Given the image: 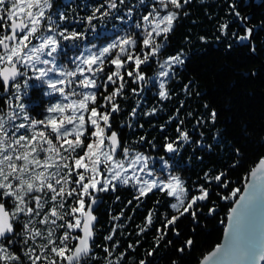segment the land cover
Here are the masks:
<instances>
[{
  "label": "snow or ice",
  "instance_id": "6c2138e0",
  "mask_svg": "<svg viewBox=\"0 0 264 264\" xmlns=\"http://www.w3.org/2000/svg\"><path fill=\"white\" fill-rule=\"evenodd\" d=\"M120 3L122 4L123 0H120ZM140 3H144V0H140ZM189 3L191 0H183V3L181 0H154L151 5L152 11L141 18L145 23L135 25L138 29L144 28L141 40L143 59L133 51L137 41L125 36L99 48L95 54L81 61L88 66L86 70L92 74L91 76L79 81H66L53 79V75L76 77L77 73L83 75L85 69L78 65L75 70L65 72L62 66L57 65L56 56L53 55L60 47V40L57 37L65 41H84L88 39V32L75 30L69 32L67 27L58 32L54 31L60 28L58 21H65L67 17L63 12L58 14V20L53 18L57 15L56 13L46 16V10L53 7L52 0H0V29L4 30L0 33V48L3 49V52H0V65H4L0 67V87L3 89L0 99L4 101L5 108L9 109L4 111L0 108L2 113L0 114V264H38L41 260L48 261V264H64L65 261L67 264H89L95 255L92 222L96 217L92 215V206L97 204V197L94 193L107 192L110 186L111 190L115 191L117 185L114 181H118L121 185H128L130 180H135L137 184H141L137 200L153 189L166 191L169 197L176 198L177 202L171 203L170 207L179 212V216L166 218L164 230H157V247L159 240L167 235L169 225L172 226L174 234L179 235L175 224L180 216L190 213L195 221L196 209L193 206L208 200L210 195L208 189L201 185L197 189L200 194L189 198L188 190L184 188L183 181L177 176H170L166 181L152 180L141 183L135 171L131 176L127 175L129 168L136 169L141 162L145 163L146 168L148 157L137 153L134 158L127 161L118 158H127L129 151L122 147L117 133L111 131L109 123L112 113L120 111L119 105L114 101L116 97L122 95L124 89L121 69L128 63L134 64L133 71L125 68L127 76L132 77L135 74L136 80L143 81L145 78L140 72V65L156 58L164 46L156 41V37L163 35L166 41L167 34L173 29V22L181 15L179 11L172 9H182ZM104 7V4H101L96 8L93 15L86 18V23L92 25L93 19L109 15V11L117 8V4L115 0H111L108 8L101 12ZM230 7L231 14L244 27L243 35L233 32L232 36L238 43L255 53L256 48L251 43L255 28L248 26L249 17L241 16L235 4ZM160 9L166 10L163 15ZM96 12L100 13V17L95 15ZM130 14L131 9H129V16ZM183 15H187V12H183ZM117 19L123 21L124 18L118 16ZM228 27L227 23L222 24L221 33L227 35ZM91 31L95 33V25H92ZM38 32L41 33L40 36L36 35ZM45 32L50 34L45 35ZM33 39L40 40V43L32 44ZM95 39H102L101 34L96 33ZM29 45L32 46L29 47ZM91 47L96 48L95 42H92ZM231 47L229 44V48ZM145 48L148 51H144ZM87 50L91 51V49ZM114 50H118L116 56L108 59V63L115 66V71L105 73L106 79L98 84L96 73L104 72L105 59L111 57ZM121 55L126 56V59L122 60ZM183 55L181 52L160 63L162 71L159 72V76L169 77L170 70L175 65H183L185 63ZM44 56L51 59L42 58ZM37 64L50 65V67H37ZM18 65L20 67H17ZM28 70L33 73L32 77L28 76ZM172 75L175 73L173 72ZM18 77L23 80L25 89L23 92ZM29 79L46 83L52 93H59L63 100H67L69 96L80 98L70 103L57 102L50 105L46 112L53 115L41 120L33 119L25 111V104L15 105V109L19 111L12 107V100L19 102L27 95V88L31 86L28 84ZM72 83H78L84 89L91 88L99 91L103 88L104 92L107 91L109 84H118V86L114 87L108 95L100 93L104 103L99 107L107 109L104 113H100L96 106L89 109V104L96 105L97 91L78 93L72 89L66 92V88L62 85ZM159 87L164 89V83H160ZM187 87L186 85L185 91ZM159 95L163 98L168 97L167 91H161ZM66 110H70L71 114L65 115ZM83 113H89L87 122ZM132 115H135V110ZM216 117L217 113L213 110L209 119L215 123ZM17 120L26 121V123L17 124ZM101 121L103 127H101ZM86 123L90 124L91 131H88ZM69 125L72 127H68ZM22 129L25 132L31 129V132L28 135L24 133L17 135ZM86 132L87 135H85ZM109 132L110 135H108ZM177 132L178 140L166 145L168 153L178 151L174 143L180 140L189 141L187 132H181L179 128ZM73 135L74 139H68ZM105 139L108 144H105ZM84 140L89 142L85 144ZM117 148L121 149L119 154ZM77 149H80L82 154L73 155ZM65 152L68 153L67 156L63 155ZM235 152L237 155L240 154L239 149H235ZM69 158L74 162L73 164L68 163ZM101 164L105 166L104 173L100 171ZM145 168H140V171H145ZM62 170H66L63 175ZM73 172L77 179H71ZM105 173L107 176L101 181L99 177ZM250 176L254 183L248 185L250 191L247 196H240L237 199L240 189L236 188L230 192V195L221 197L224 200L236 201V207L230 210V232L226 234L230 238L227 244L217 245L214 251L203 258L201 264H228L229 261L233 264H264V243L257 240L253 223L257 198L264 194V158H261L258 165L251 170ZM86 177L87 183L84 182ZM221 177L225 179L222 180ZM204 179L206 183L210 184L214 180L218 186L228 187L226 173H220L214 177L205 173ZM85 196L89 199L87 212L84 211ZM66 197L73 198L72 204H69L67 209H65ZM185 200H188L186 206ZM181 208L183 211H180ZM214 211V208L210 209V213ZM66 217L72 219H66ZM119 218V216L114 217L116 220ZM245 219L248 221L246 230L243 226ZM57 221H63V223L58 224ZM38 224L46 227L42 229L36 226ZM151 224L152 214L150 213L146 217V227ZM146 227L141 228L140 231H146ZM58 229H65V231L57 236ZM77 229L82 232V235H73ZM114 232L115 229L113 234ZM38 238L42 243L37 245ZM105 239L112 240V235ZM69 241H76L72 248L68 247ZM168 243L171 244V241ZM192 244L193 241L188 239L177 251L183 253L186 249H190ZM13 246L18 247L19 251H13ZM37 247L41 249V255H36ZM129 247L133 245L130 244ZM105 251L107 252L108 249L105 248ZM43 253H53L59 260H48V256ZM140 264L144 262L141 261ZM173 264L177 262L173 261Z\"/></svg>",
  "mask_w": 264,
  "mask_h": 264
},
{
  "label": "trees",
  "instance_id": "16d2710c",
  "mask_svg": "<svg viewBox=\"0 0 264 264\" xmlns=\"http://www.w3.org/2000/svg\"><path fill=\"white\" fill-rule=\"evenodd\" d=\"M103 1L52 0L56 7L53 13L57 14L53 18L58 20L60 12L67 17L57 31L67 27L69 32H86L92 25L101 30L120 23L117 17H125L137 2L123 0L121 4L118 0L120 7L107 17L93 19L92 25H88L86 18L92 16L94 10L104 4ZM232 4L241 16L249 17L248 26L255 28L251 40L255 53L232 36L233 32L244 34V27L231 14ZM179 12L181 15L174 21L167 40L163 36L159 39L164 45L158 54L160 58L182 52L185 59L167 84L168 97L162 99L143 89L142 85L124 78L123 93L114 101L120 111L112 113L109 123L124 148L167 159L173 169L180 172L192 195H198L197 189L203 185L210 193L209 198L194 206L195 221L190 213L180 216L175 224L178 236L169 225L167 235L159 240L157 247V230H164L166 218L179 216V212L170 207L173 199L166 191L153 190L138 200L139 193L128 185H117L115 191L99 192L97 199L102 203L95 212V255L89 264H140L141 261L144 264H173V261L177 264H199L220 245L227 217L235 202L221 197L239 188L238 198L251 170L264 158V0L253 3L251 0H191ZM225 23L229 25L227 35L220 31V26ZM156 71L155 59L140 66L145 77ZM112 91L110 87L108 93ZM102 101L99 97L98 102ZM3 105L4 102H0L1 108ZM133 110L135 115H132ZM213 110L217 113L215 123L209 119ZM177 128L188 133L189 141L174 143L178 151L168 153L166 145L178 140ZM235 149H239V155ZM205 173L210 177L226 173L228 187H220L214 180L206 183ZM66 200L65 209L72 204L73 198L66 197ZM213 208L215 211L210 213ZM150 213L152 224L146 227V217ZM117 216L120 218L114 219ZM145 227L146 231L141 232L140 229ZM109 235H112V240L105 239ZM188 239L193 241L191 248L178 252L177 249L183 247ZM36 243L38 245L42 241L38 238ZM130 244L133 247L130 248ZM12 250L19 251L15 246ZM41 254L37 247L36 255Z\"/></svg>",
  "mask_w": 264,
  "mask_h": 264
},
{
  "label": "rangeland",
  "instance_id": "374dc122",
  "mask_svg": "<svg viewBox=\"0 0 264 264\" xmlns=\"http://www.w3.org/2000/svg\"><path fill=\"white\" fill-rule=\"evenodd\" d=\"M110 2H111V0H104L103 1L105 7L101 9V12L105 11L108 8V4ZM115 2L117 4V7H120L121 4L119 3V1L115 0ZM153 2H154V0H144V3H140V0H137V2L135 3L134 8H131L130 16H129V11H128L127 13H125L126 16L123 17L124 18L123 21H121L120 23H117V24L114 23L113 25H111L109 27H103V29H101V30L95 29V33H93L91 31V28L89 30V27H88L87 30H86L88 32V39L87 40L75 41L74 42V41H65L62 38L57 37V39L60 40V47L58 48V52L53 54L54 56H56L57 65L58 66H62V70H64L65 72L73 71L79 65L80 67L85 69V72H84L83 75H80L79 73H77L76 77H70V76L61 77L58 74H55V75H53V79H64L66 81H69V80H71V81H79V80L85 79L86 77L91 76L92 74L86 70L88 66L82 64L81 61L83 59H85L87 56H89L91 54H95L99 48L107 45L108 43H111V42H114V41H116V40H118L120 38H123L125 36L130 37L132 39H135L137 41L136 47H135V49L133 51L135 52V54H139L141 56V59H143V55L141 53V47H142L141 40H142V37L144 35V28L141 27V28L138 29V28L135 27V25H136V23H141V24L145 23V22L142 21L141 18H142L143 15H147V13L149 11H152L151 5L153 4ZM181 3H183L182 0H181ZM169 8H171V6H169ZM54 9L56 10L55 6H53L51 9H47L46 13H45L46 16L49 15V14H52L54 12ZM112 10L114 11V9H111L109 11V15H110V12ZM172 10L173 11H179L180 9L179 10L172 9ZM160 11H161V15H163L166 10L160 9ZM120 12L121 11H119L117 13H120ZM112 13L114 14V12H112ZM96 14H99V16H100V13L96 12ZM109 15H106V17L109 16ZM55 18H56V16H55ZM58 23L60 24V26H62V24H63L62 21H58ZM173 26H174V22H173ZM42 30H43V26H42ZM54 31H57V29H54ZM96 33L101 34L102 39H99V40L95 39V34ZM40 34L41 33L38 32L36 35L40 36ZM48 34H50V33L45 32V35H48ZM162 36L163 35H161L160 37H156V41L158 43H161L159 41V39ZM88 40L90 42H88ZM92 42H95L96 48H92L91 47ZM39 43H40V40H38V39H33L32 40V44L38 45ZM66 45H68V46H66ZM31 46L32 45H29V47H31ZM87 49H91V51H88ZM117 51L118 50H114L113 53H112V56L105 59L104 72L103 73H96L97 83L98 84L102 83L106 79L105 73H110V72L115 71V66L114 65H110L108 63V59L115 58ZM144 51H148V49L145 48ZM42 58L51 59L50 57H46V56H44ZM121 59L125 60L126 56L121 55ZM153 59H155V62H157V71L155 72V74H153L152 76H149V77H145V75L143 74V76L145 78L143 81L136 80L135 79V75L132 76V77H128L127 76V74L125 72V68L128 71H132V67H134V64H132V63L126 64L125 67L121 69V74L123 75L124 78L131 79L133 84H138L139 86L142 85L143 89H146L147 91H151V92L155 93L158 97L164 99L163 97H161L159 95V93L161 91H167L166 87H167V84H168L169 80L172 77V73L175 71L176 68H178V67H180L182 65H175L170 70V76L169 77H161V76H159V72L162 71V69L160 68V63H163L164 60H166L167 58H160L159 55H158L156 58H153ZM150 63H151V59L146 64H150ZM143 65H145V64H141L140 66H143ZM36 66L37 67H45V68L50 67V65H39V64H37ZM93 67H95V66H93ZM164 70H166V69H164ZM28 76L29 77L33 76V73L31 72V70H28ZM20 82H21V85H22L21 86V91L23 92L25 90L24 87H23V80H20ZM118 83H119V81H118ZM160 83H164V85H165L164 89H161L159 87ZM28 84L31 85V86L27 88V95L24 96L22 98V100L19 101V102L15 101V100H12V107H13V109H15V105L17 103H23V104L26 105L25 111L27 112L28 111L27 104L34 102L33 105H35V106H34L33 110H35V111L39 110L40 114L42 115V117H37V118H35L36 117L35 115H34L35 117H31V118L36 119V120L45 119L46 116L53 115L52 113L46 112V109L50 105H53V104H55L57 102L70 103L72 100H76V99L80 98L79 96H69L67 100H63V98L60 96L59 93H52V90L47 87L46 83L38 82V81H35L34 79H29L28 80ZM37 84H39V86H37ZM62 86L66 88V92L71 91L72 89H75V91L78 92V93H80V92H89V91H97L96 89H91V88L84 89V88L80 87L78 85V83H72L70 85L66 84V85H62ZM109 86L114 88V87L118 86V84L117 85L109 84ZM109 86H108L106 92H104L103 88H101L99 91H97V102H96V105L89 104V109L91 107H93V106H96L98 108V112H100V113H104L105 111H107V109L99 107V105L103 104L104 101L99 103L98 102V98L99 97L102 98V96L100 95V93H101L100 91H102L103 93H106L104 95H108L109 94L108 93L109 92V88H110ZM41 97H43V101L46 104V108L38 107V104H39L38 100H40ZM36 98H39V99L37 100ZM102 100H103V98H102ZM0 108H1V106H0ZM2 109H4V111H9V109L5 108L4 105L2 106ZM15 110L19 111V109H15ZM30 113H31V115L33 114V112H30ZM0 114H2V113H0ZM70 114H71V111L70 110H66L65 115H70ZM83 114H84L85 120L87 122L88 121V117H89V113H83ZM29 116H30V114H29ZM21 122H25L26 123V121H22V120H17L16 121L17 124L21 123ZM85 126L88 128V131H91L90 124L86 123ZM68 127H72V126L69 125ZM101 127H103V122L102 121H101ZM30 132H31V129H29L28 132H25V130L22 129V130H20V133H17V135H19L21 133H24V134L28 135V134H30ZM87 134L88 133L86 132L85 135H87ZM68 139H74V135L68 137ZM81 139H84V137H81ZM90 139H94V138H90ZM88 142H89V140H84L85 144H87ZM105 144H107V139H105ZM77 153L82 154L80 149H77L76 153H73V155H76ZM136 154L137 153L129 151V156L127 158H124V157H118V158H123V159H125L127 161V159L134 158V156ZM140 154H142L143 156L148 157V160H147V163H146V168H145V163L141 162L140 164L137 165L136 169L129 168V170L127 172V175L131 176L133 171H135V175L140 178V182L141 183H143L144 181L151 182L152 180H156L157 182H159L160 180H165L166 181L167 179L170 178V176H177V177H179L181 179V181H183L184 188L187 189V187L185 185V180L182 178V175L180 174V172H178V171L173 169V166L170 164V162L167 159L162 158V157L149 156V155H147L144 152H142ZM63 155L67 156L68 153L65 152V153H63ZM85 162H87V161H85ZM61 163H63V161H61ZM68 163L69 164H73L74 162L71 160V158H69ZM126 166H127V164H126ZM140 168H145V171H143V172L140 171ZM104 169H105V166L103 164H101L100 165V171L102 173H104ZM65 171L66 170H62L61 174L63 175ZM80 171H83V169H80ZM106 176H107V174L105 173L104 175L100 176L99 179H101V181H102L104 178H106ZM71 179H73V180L77 179V177L75 176V172H73V176H72ZM84 182L85 183L88 182L87 181V177H86ZM114 183H116V185H121V184H119L118 181H114ZM128 186L133 187L138 192V189L141 186V184H137L135 180H130ZM98 187H99V185H98ZM109 190H111V186L109 187ZM153 190H158V189H153ZM90 191H92V190L90 189ZM188 192H189V198H190L192 196V194H191V192L189 190H188ZM100 193L102 194L104 192H100ZM148 193H150V192H148ZM171 198L173 199V203L177 202L175 197H171ZM84 201H85L84 211L86 212L87 204L89 203V199H88L87 196L84 197ZM187 203H188V200H185V206L187 205ZM198 203H200V202H198ZM194 206H196V205H194ZM180 211H183V208H181ZM77 215H79V214H77ZM69 219H72V218L69 217ZM61 222H63V221H61ZM57 231H58L57 232V236H59L60 234H62L65 231V229H58ZM79 232H80V230L77 229V230H75V232H73V235H80V234H78ZM74 242L75 241H69L68 242V247L73 246ZM46 255L48 256V260H52V259L59 260V258L56 257L55 254H53V253H46ZM38 264H48V261L41 260V261L38 262ZM64 264H66V263L64 262Z\"/></svg>",
  "mask_w": 264,
  "mask_h": 264
},
{
  "label": "water",
  "instance_id": "95a60500",
  "mask_svg": "<svg viewBox=\"0 0 264 264\" xmlns=\"http://www.w3.org/2000/svg\"><path fill=\"white\" fill-rule=\"evenodd\" d=\"M254 1L255 0H251L252 3ZM162 10H164V9H162ZM0 52H3V49L2 48H0ZM0 67H1V65H0ZM17 67H20V66L18 65ZM21 70L23 71V69H21ZM17 79L19 81L22 80V78H20V77H18ZM107 144H108V141H107ZM120 144L122 145L121 141H120ZM120 152H121V149L120 148H117V153L119 154ZM251 183H254V181L252 180V178H251V176L249 174V177L247 179V182L245 183V185H244V187L242 189V192L239 195V197L240 196H247L248 195V193L250 191V189L248 188V185L251 184ZM94 195H96V197H98L99 196V192L94 193ZM101 203H102V201L100 199H97V204H95V205L92 206V215L93 216H95V212L99 209V207L101 206ZM233 207H236V201L234 202L232 208ZM87 210H88V206H87L86 212H87ZM230 214L231 213L229 212V215H228L227 220H226V226H225V229H224L222 241H221L220 244H227L228 243V240L230 238L229 235H226V234H229V232H230V230H229V216H230ZM95 222H96V219H95V221L92 222L93 223V228H92L93 233H94V228H95ZM253 223H254L255 235H256L257 240L259 242H261V243H264V194L259 195L258 198H257L256 206H255V210H254V214H253ZM247 224H248V221H247V219H245L243 221V226H244L245 230L247 229ZM233 227H235L234 224H233ZM80 235H82V232L81 231H80ZM214 250L215 249H213L212 251H214ZM209 254H207V255H209ZM202 260H201V262H202ZM201 262L199 264H201ZM228 264H233V262L232 261H229Z\"/></svg>",
  "mask_w": 264,
  "mask_h": 264
},
{
  "label": "flooded vegetation",
  "instance_id": "af4514ba",
  "mask_svg": "<svg viewBox=\"0 0 264 264\" xmlns=\"http://www.w3.org/2000/svg\"><path fill=\"white\" fill-rule=\"evenodd\" d=\"M3 31H4L3 29H0V33H3ZM2 66H4V65H1V67ZM2 95H3V89H2V87H0V96H2ZM36 99L38 100L39 98H36ZM38 101H39L38 107H40V108H42V107L46 108V104H44L43 97H41V99L38 100ZM0 102H4V101L2 99H0ZM33 103H28L27 104V109H28L27 113H28V115L29 114L31 115L30 112H33V115L36 116V117L34 116L35 118L42 117V115L40 114L39 110H37L36 113H34L33 108H34L35 105H33ZM13 249H14V246H13Z\"/></svg>",
  "mask_w": 264,
  "mask_h": 264
}]
</instances>
